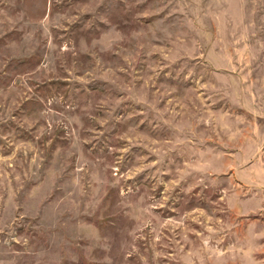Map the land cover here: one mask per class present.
I'll list each match as a JSON object with an SVG mask.
<instances>
[{"label":"rangeland","instance_id":"rangeland-1","mask_svg":"<svg viewBox=\"0 0 264 264\" xmlns=\"http://www.w3.org/2000/svg\"><path fill=\"white\" fill-rule=\"evenodd\" d=\"M0 264H264V0H0Z\"/></svg>","mask_w":264,"mask_h":264}]
</instances>
